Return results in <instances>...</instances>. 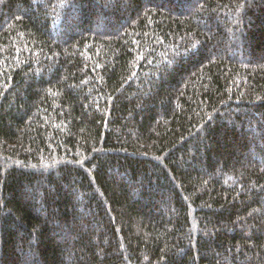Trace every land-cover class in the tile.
<instances>
[{"label": "trees", "instance_id": "trees-1", "mask_svg": "<svg viewBox=\"0 0 264 264\" xmlns=\"http://www.w3.org/2000/svg\"><path fill=\"white\" fill-rule=\"evenodd\" d=\"M0 264H264V0H0Z\"/></svg>", "mask_w": 264, "mask_h": 264}, {"label": "rangeland", "instance_id": "rangeland-1", "mask_svg": "<svg viewBox=\"0 0 264 264\" xmlns=\"http://www.w3.org/2000/svg\"><path fill=\"white\" fill-rule=\"evenodd\" d=\"M193 4H195V2Z\"/></svg>", "mask_w": 264, "mask_h": 264}]
</instances>
